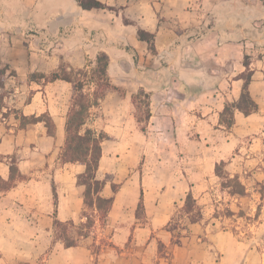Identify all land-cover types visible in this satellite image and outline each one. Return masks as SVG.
<instances>
[{"label": "crops", "instance_id": "1", "mask_svg": "<svg viewBox=\"0 0 264 264\" xmlns=\"http://www.w3.org/2000/svg\"><path fill=\"white\" fill-rule=\"evenodd\" d=\"M97 1L0 0V264H263L264 1ZM100 55L109 87L81 131L107 136L95 178L113 203L102 227L94 204L92 230L75 236L86 165L60 155L77 73ZM248 74L257 108L228 128ZM221 164L243 194L222 189Z\"/></svg>", "mask_w": 264, "mask_h": 264}, {"label": "trees", "instance_id": "2", "mask_svg": "<svg viewBox=\"0 0 264 264\" xmlns=\"http://www.w3.org/2000/svg\"><path fill=\"white\" fill-rule=\"evenodd\" d=\"M264 1V0H261ZM78 5L83 9H104L106 8L103 4L98 2L97 0H76ZM139 37L146 41L150 47H152V35L147 34L143 31H138ZM107 65V58L105 55H100L97 57V69L95 72L102 79L104 90L98 95L94 94L92 100L88 99V96L83 92V84L81 81H77L75 83L76 88V96L73 100L70 112L68 113L67 122H66V141L64 145V149L60 155V159L63 163H83L86 165L85 173L78 177V184L85 187L84 191V204L86 207V211L92 209L93 205L97 209L98 214V222L102 227L105 223V219L107 214L112 206L113 198H103L99 195L101 190L105 185V181H98L95 178V173L98 168V163L101 157V148L100 144L103 140L107 138L106 135L99 133L96 134L91 129H85L83 132L82 127L86 123V120L89 115V109L93 106H96L99 100L103 97L104 92L108 89L109 84L105 78V68ZM78 73H82V71H78ZM83 74H86L83 72ZM57 78H62L63 80L72 81V78L68 75H59L53 74L49 77L50 80H54ZM250 82V75L245 76V83L242 89L241 96L239 100L235 103L227 105L224 111L221 114V123L226 127L230 128L233 125V113L235 110L241 111L243 114L248 115L254 112L257 108L254 101L251 99L247 86ZM147 118V114L145 116ZM219 165L216 169H219ZM15 171V169H12ZM217 173V170H216ZM219 175V174H218ZM229 183H232V186L236 188V186L241 187L237 177L229 178L225 177ZM113 191H116L117 186H112ZM235 193V192H234ZM196 206L195 200L193 199L191 194H188L185 200L184 211L189 214L194 207ZM142 205L140 204L138 210L141 209ZM200 219V213L197 212L189 217L190 223H196ZM93 220H88L83 225L84 227H92ZM56 228V237L63 241L64 245L69 248L77 245L76 239H73L69 236L68 227L72 226L70 223H54ZM85 235L79 234L78 236Z\"/></svg>", "mask_w": 264, "mask_h": 264}, {"label": "rangeland", "instance_id": "3", "mask_svg": "<svg viewBox=\"0 0 264 264\" xmlns=\"http://www.w3.org/2000/svg\"><path fill=\"white\" fill-rule=\"evenodd\" d=\"M96 69H97V67H96ZM76 79H77V81L82 80L83 82H85V84H87V86H90V83L92 82L96 86V90L94 92L95 95H98L99 93H101L104 90V86H103V83L104 82L102 81V79L100 78V76L95 72V70H92L90 74H88V73L83 74V71H82L81 74L80 73H77ZM84 94L87 95L88 96V99H90V100H92L93 97H94V94L92 96H90L88 93H84ZM217 173L219 174L220 179H221V187H222V189L223 190H226L229 193V195L243 194V187L241 188V187L236 186V188H234L232 186V183H229L226 180L225 177H227L228 175H226L227 173L223 171V167L222 166H220L219 169H217ZM239 183H240V181H239ZM195 212H197L196 206L188 214L189 217H191L192 215H194ZM223 214H225V215H232V213H230L228 210H223ZM235 214L245 216L244 215V211H237V212H235ZM86 217L88 218V220H92L91 212H90L89 209L86 211ZM96 218L98 219V214H97V217ZM246 218L247 219H251V217H246ZM69 228L70 227H68V230H69ZM91 230H92L91 227L86 228V227L82 226L80 228H77L74 232H75V236H78L79 234H85L86 235ZM262 247L264 248V241H262ZM261 258H262L263 264H264V251H263V253L261 255Z\"/></svg>", "mask_w": 264, "mask_h": 264}]
</instances>
